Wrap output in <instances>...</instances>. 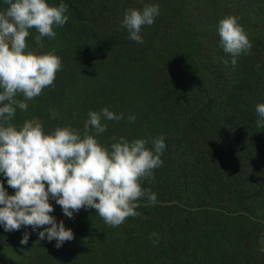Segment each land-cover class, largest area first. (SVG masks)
Segmentation results:
<instances>
[{
    "label": "rangeland",
    "instance_id": "rangeland-1",
    "mask_svg": "<svg viewBox=\"0 0 264 264\" xmlns=\"http://www.w3.org/2000/svg\"><path fill=\"white\" fill-rule=\"evenodd\" d=\"M154 4L159 5L163 28L182 33V42L173 37L172 43L193 44L197 73L186 80L180 99L168 105L161 89L166 83L156 68L162 75L161 69L176 78L181 64L144 55L140 44L133 43L129 54L112 61L111 66L128 70L134 100L123 104L119 93L124 89L109 76H100L104 107L123 113L124 118L104 121L109 130L98 139L108 144L113 136L129 140L164 136L163 166L155 170L153 182L143 185L156 193L157 202L141 201L138 217L110 227L95 209H81V214L74 212V219L68 218L50 199L54 207L50 215L73 230L74 240L57 249L56 241H39L31 226L7 232L0 225V264H264V126L256 124V105L262 102L246 106L232 97L245 88L256 99L258 93L264 94V0H154ZM6 7L0 0V10ZM170 13L177 17L168 26ZM80 14L90 18L87 10ZM225 15L239 17L252 44L251 52L237 57L235 65L219 46L220 38L209 43L213 36L219 37L218 23ZM150 29L145 30L147 37L154 36L148 34ZM54 30L57 37L62 29ZM37 34L32 30L26 43L39 53L54 49L57 54L65 43L45 37L37 45ZM168 40L166 35L162 41ZM60 78L59 71L54 86ZM148 85L154 90L152 97ZM108 91L113 95L111 103ZM58 97L61 100L62 93ZM141 99L151 100L147 108ZM35 100L29 102L27 112L17 109L14 124L38 118L45 133L66 125L83 130L88 119L85 112L57 100L47 108L36 107ZM103 100L101 95L100 102ZM129 115L136 117L134 123L129 122ZM214 164L218 172L212 168ZM0 182L9 195L15 194L3 175ZM172 204L179 215L170 211ZM24 232L31 233L27 245L20 243Z\"/></svg>",
    "mask_w": 264,
    "mask_h": 264
},
{
    "label": "clouds",
    "instance_id": "clouds-1",
    "mask_svg": "<svg viewBox=\"0 0 264 264\" xmlns=\"http://www.w3.org/2000/svg\"><path fill=\"white\" fill-rule=\"evenodd\" d=\"M3 2L7 7L0 10V175L15 194L9 195L0 182V225L7 232L31 226L39 241H56L59 249L74 240V233L63 220L57 222L50 215L54 212L50 199L68 218L74 219V212L82 208L95 209L110 227L138 217L141 201L157 202L156 193L143 185L153 182L155 170L163 166L164 136L150 140L113 136L110 143H101L98 137L107 131L104 121L124 118L123 113L118 115L108 107L89 111L83 130L66 125L45 133L38 118L14 124L17 109L27 112L29 102L45 88L54 87L56 75L62 71V60L54 49L39 53L29 48L26 39L32 30L38 33L37 45L45 37L54 39V29L66 25L69 17L63 2L58 6L47 0ZM159 14L158 4L129 8L121 27L130 40L143 44L142 27L151 26ZM218 34L219 46L232 57L233 65L237 57L251 52L252 44L239 17L221 18ZM256 113L257 127L264 126V103L256 105ZM128 120L134 123L136 117L129 115ZM30 235L24 232L20 243L27 245Z\"/></svg>",
    "mask_w": 264,
    "mask_h": 264
},
{
    "label": "trees",
    "instance_id": "trees-1",
    "mask_svg": "<svg viewBox=\"0 0 264 264\" xmlns=\"http://www.w3.org/2000/svg\"><path fill=\"white\" fill-rule=\"evenodd\" d=\"M50 2V5L53 6H58L63 2L68 7L66 15L69 16V20L66 25L61 27L62 30L56 37L59 44L62 42L61 40H65L63 47L57 53L64 66L62 71H60L59 85L48 87L37 97L33 105L47 108L53 103V100H57L67 103L76 110L83 111L86 114L89 111H100L104 108L106 101V95L102 94L100 84V76L102 74L115 80L119 88L124 89L119 93L123 104L132 102L134 97L131 96L128 70L118 66L112 67L111 63L116 59L127 56L129 54L128 47L136 43L128 38V31L121 27L124 12L129 8H142L144 4H154V0H50ZM96 8L102 10L95 12ZM83 10L88 11L90 18L85 19L80 14ZM160 17L161 15L159 14L151 26L142 27L141 35L144 43L140 44L141 48L139 50L144 55L148 54V56L158 61L181 64L180 72L176 78L165 75L163 69H161L162 75L156 68L158 76L164 84L166 83V87L163 86L161 89L164 90L163 94L169 105L171 102L176 103L180 99L186 80L190 81L193 73H197V64L196 59L192 56L193 44L190 46L186 44L181 46L174 45L171 38L175 37L181 41L182 33L164 29ZM176 17L177 15L174 13L167 14L166 22L168 26L175 21ZM148 28H151L148 34H154V36L147 37L145 30ZM166 35H169V40L164 44L162 40ZM213 38L220 37L213 36L209 43H211ZM136 44L138 45V43ZM194 52L197 55L199 54L197 51ZM61 93L62 97L60 100L58 96ZM148 94L150 97L154 94V90L150 91L149 85ZM101 95L104 100L100 102ZM257 95L256 99L254 94L247 93L245 88L244 91L235 92L232 97L238 103L246 102V106L250 103H264V94L258 93ZM108 96L111 103L113 95L109 91ZM140 102L147 108V104L151 100L141 99ZM122 124L120 127H122ZM116 126H118L117 123ZM107 130H109L108 124ZM217 167L214 164L212 168L218 172ZM210 175L212 176L213 173ZM212 184H215V182L212 181ZM218 185L221 187L220 184ZM229 187H233V182L230 181ZM169 207L173 209L170 211L175 216L180 214L179 209L173 208L174 204ZM166 214L168 215L167 211ZM197 226V229L202 234V226L198 223Z\"/></svg>",
    "mask_w": 264,
    "mask_h": 264
},
{
    "label": "built area",
    "instance_id": "built-area-1",
    "mask_svg": "<svg viewBox=\"0 0 264 264\" xmlns=\"http://www.w3.org/2000/svg\"><path fill=\"white\" fill-rule=\"evenodd\" d=\"M82 210H84L83 208H82ZM78 214H81L80 212H78Z\"/></svg>",
    "mask_w": 264,
    "mask_h": 264
}]
</instances>
